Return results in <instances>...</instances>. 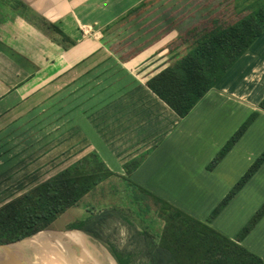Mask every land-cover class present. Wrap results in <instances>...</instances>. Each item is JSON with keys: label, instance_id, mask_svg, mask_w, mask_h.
<instances>
[{"label": "crops", "instance_id": "1", "mask_svg": "<svg viewBox=\"0 0 264 264\" xmlns=\"http://www.w3.org/2000/svg\"><path fill=\"white\" fill-rule=\"evenodd\" d=\"M127 8L122 0H0V131L41 106L44 99L32 101L46 90L53 95L66 87V128L57 127L51 133L49 153L58 157L56 163L60 165L54 175L96 152L121 180L142 185L207 222L208 214L250 167V163L241 166L238 154L264 119V108L260 107L264 91L256 94L264 88V33L216 87L181 118L146 84L149 76L171 63L175 52L169 46L179 33L162 28L163 34L155 43L140 47L133 42L131 48H124L125 38L122 34L117 38L122 27L118 30L114 21ZM137 20L133 17L127 22ZM112 39L115 47L110 44ZM232 102L244 118L254 111L260 116L211 169L212 159L230 139V132L223 130L230 128ZM11 147H0V153H5L0 156L2 178L12 177L10 157L6 158ZM29 167L24 162L18 166L17 180L23 192L50 178L37 182L40 173L30 174L35 169L28 171ZM263 169L264 163L210 226L237 239L240 227L264 202ZM188 186L199 193L207 192L211 203L195 206L196 212L175 203L174 192L183 193ZM236 212V216H243L242 221L230 222L227 227L224 217H234ZM73 236L87 245L82 232ZM240 244L264 261V217Z\"/></svg>", "mask_w": 264, "mask_h": 264}, {"label": "trees", "instance_id": "2", "mask_svg": "<svg viewBox=\"0 0 264 264\" xmlns=\"http://www.w3.org/2000/svg\"><path fill=\"white\" fill-rule=\"evenodd\" d=\"M158 1H143L126 14L122 22L138 16ZM244 12L247 13L232 23L222 24L215 20L209 29L202 31L193 28L188 32L191 39L179 34L176 48L182 49L171 56V63L166 68L146 79L147 86L181 118H185L216 87L263 35L264 0H252L241 9V13ZM260 107L264 108V98ZM256 116L257 112L253 113L227 141L209 165L211 169L238 143ZM263 163L264 153L213 210L207 222H204L131 180H121L96 152H90L0 207V245L13 244L51 228L56 220L75 207H85L87 215L70 224L67 229L81 230L92 237L103 239L106 220L119 213L122 219L133 225L130 214L118 211L113 205V198L122 195V191L130 192L138 188L150 198L151 208L156 211L151 212L149 206L144 208L147 212L143 217L150 221H140L142 231L136 237L135 251H120L110 244L118 264H133L134 257L138 256L143 257L142 264H264L260 256L240 244L264 217V205L240 231L236 240L209 224ZM121 181H126L125 187ZM98 193L103 196L102 200H89L90 195ZM132 216L135 217L134 214ZM17 247L11 246L8 251Z\"/></svg>", "mask_w": 264, "mask_h": 264}, {"label": "rangeland", "instance_id": "3", "mask_svg": "<svg viewBox=\"0 0 264 264\" xmlns=\"http://www.w3.org/2000/svg\"><path fill=\"white\" fill-rule=\"evenodd\" d=\"M122 1H123V7L127 6L129 8H127L122 13V15H119L115 19L116 21L114 22L117 25L116 28H119L118 30H120V28L122 27V31H119L120 36L117 38L120 39L121 34L123 39L125 38L126 42L123 41V46H122L124 48H131L133 42L135 46L137 44H140V47L141 45L144 46L149 43H153V42L155 43L156 41H158V38H160V36L163 34L162 28L165 29L171 28L173 34L178 32L179 34H183L186 37V39L187 38L191 39L188 32L193 28L202 31L204 29H209L213 26L215 20H218L222 24L232 23L247 13V12L241 13V9L244 6L248 5L250 2H252V0H159L148 10L143 11L141 12V14L136 16V19H139V21L137 20L138 22L136 21L135 22L133 21L134 23L127 22L128 24L122 25L124 21L122 22L121 19L145 0H122ZM179 19L181 21H179V25H178L177 21ZM148 21H151V23L147 24ZM110 32L112 31H109L108 33ZM112 38H115V36ZM110 41H111L110 44L112 43L113 47H115L114 44L116 42L114 41V39ZM176 41L177 39L172 40L169 46L170 48H172V51H174L175 53L179 51L177 48L175 49V47H177V45L179 44V42ZM120 44L121 42L117 43V46L121 47ZM262 90L264 91V88L258 89L256 94H260ZM59 92H60L59 94L55 93L52 95L50 89L46 90V92L42 95L41 98L39 99L37 98L36 100L32 101V102H36L39 101L40 99H44L41 106L34 109H30L22 117H20L13 123L9 124L7 128L0 131V147L2 145H7V144L12 146L10 153L11 156H9L10 154L6 153L7 154L6 158L10 157L8 160L11 161L10 169H11L12 177L2 178L0 176V207L5 203L11 201L12 199L21 196L22 194L30 190L28 188L27 191L23 192V189L19 187L20 181L17 180V177L19 171L18 166L21 163L24 162L26 163V166H32V168L29 167L31 169H28V171L34 169L36 170L29 172L30 174H33L34 172H37V174L40 173L39 175H36L37 182L41 179L44 180L47 177L53 176L54 173L58 171L60 166L58 165V163H56V159L58 157L52 156L49 153V150L52 145V138H51L52 130L56 129L57 127L60 130H65L66 128L67 97H68L66 92V87L61 89ZM230 98L232 99V97ZM235 106L233 102L230 103V128L228 127L227 129L223 130L224 132L227 131V133L230 132V138L251 117V115L255 113L254 111L250 114V116H248L249 118L248 117L244 118L242 113L238 112ZM256 112H257V116L255 120H258L260 113L259 111ZM253 123L250 126H252ZM18 146H20L21 149H18ZM15 150H19V151L17 152ZM263 153H264V119H261L257 123V126H255V134H253V136L250 138V141L245 144L244 150H242L238 154V156L242 157L241 166L244 165L246 166L248 163H250L248 166L251 167L254 164V162ZM2 154L5 153H0V156ZM19 157H21V161H20L21 163L18 161ZM40 158L41 160H39ZM248 158H250L252 161L248 162ZM35 160L37 161L36 168H35L36 165L34 166ZM21 170L22 169H20V171ZM29 173L26 174L28 175ZM240 179L238 180V182L240 181ZM263 179H264V169H263V173H261V180ZM121 183L123 184L124 187L126 186V181H121ZM136 185L146 190H149L142 185L139 184ZM234 186L232 187V189L234 188ZM26 187H28V184L26 185ZM164 187L169 188L170 186H164ZM173 187L174 186H171L172 190ZM177 187L182 188V186H177ZM121 189H123V187ZM232 189L230 190V192L232 191ZM149 191L152 192L151 190ZM20 192L23 193L20 194ZM152 193L157 195L154 192ZM174 193H176L174 196V199H176L175 203L178 202L179 204L185 205L186 207H190L194 212H196L195 206L197 205L202 206L211 203L209 201L208 193L196 192V190H194V186H188V188L185 189V192L183 193L178 190H176V192ZM90 196L92 197L93 195ZM91 197L89 198V200H93L94 202H96V199L102 200L103 196L98 193L93 196L94 198ZM113 200H115L113 205H115L118 208V211L130 214V219L131 222H133V225L132 226L129 225V223H127L124 219H122L121 216H119L120 214L119 213L117 214L118 216H114L106 220L103 239H97L95 237L88 235L86 232L85 233L82 232V235H84V237L86 238L85 243H87V245L83 246L80 243H76V245L80 246V248L83 250L81 255H85L86 253L87 255H89L92 264H94L95 261L99 264H118L111 252L110 244L116 246L120 251H135L137 246L136 237L138 233L142 231V225L140 224V221L143 219L147 222L150 221L147 217H143L145 216L144 215L145 212H147L144 208L147 209V207L149 206L151 212L156 211V209L151 208L152 202L150 198L146 196L144 193H141L138 188L134 190H130V192L122 191V195H118L116 196V198L114 197ZM169 203L180 208L178 204H174L172 202ZM141 205H143L142 209L140 208ZM263 205L264 202L263 204H261L260 208ZM129 210L131 211L129 212ZM212 212L208 214L209 216H207L208 217L207 220L210 218ZM238 213L239 212H236L234 217L233 215L232 216L226 215L224 217V220L227 223V227H230V222H232L233 224L235 223L238 224L242 221L243 216L241 217L236 216V214ZM133 214L135 217L132 216ZM86 215L87 213L85 207L71 208L65 214H63L58 220H56L51 228L40 231L36 233V235H38L39 233H51L54 235H59L60 238H57L59 240H53L51 241V244L57 245L59 248L63 249V252H65L66 254L68 249H70L66 245L65 242L66 238H69L73 232L81 234V232L76 230L74 231L68 230L67 227L73 222L82 219ZM254 215L255 213L249 218V220H247L243 224V226L240 227V229L238 230V234L249 223V221L253 218ZM235 217L237 218L236 222H235ZM30 239L31 238H27L24 241L13 243V245L11 246L12 247L23 246ZM20 252L22 253L25 252L28 255L30 261H34L33 257L35 258L38 257V255L36 254L35 255L37 257L33 256V251L30 249L29 246H26L24 248L21 247ZM70 253L74 257L76 256V254L72 250L70 251ZM48 255L50 256V258L54 257L51 251L48 252ZM142 258L139 256L134 257L135 260L133 264H142V262L144 261Z\"/></svg>", "mask_w": 264, "mask_h": 264}, {"label": "bare ground", "instance_id": "4", "mask_svg": "<svg viewBox=\"0 0 264 264\" xmlns=\"http://www.w3.org/2000/svg\"><path fill=\"white\" fill-rule=\"evenodd\" d=\"M73 235L74 232L70 235V237L72 236L71 238L69 237L65 240L67 247L70 248L68 249L66 254L65 252H63V249L59 248L57 245L51 244V241L59 240L57 238H60L59 235H54L51 233H43L38 236H34L30 240H28L25 245L18 246L11 252H20L21 247L24 248L26 246H29L33 251V256L38 255V257L36 256L37 258L33 257V264H92L87 253L81 256L76 255L77 257L71 255V249L75 246H78L76 245V243H80L83 246L85 245L82 241L77 240ZM78 247L80 248V246ZM49 251L53 253L54 257L50 258V256L48 255Z\"/></svg>", "mask_w": 264, "mask_h": 264}, {"label": "water", "instance_id": "5", "mask_svg": "<svg viewBox=\"0 0 264 264\" xmlns=\"http://www.w3.org/2000/svg\"><path fill=\"white\" fill-rule=\"evenodd\" d=\"M76 231L84 232L81 230H76ZM35 235L36 234L31 235L27 238H32ZM27 238L22 239L20 241H24ZM11 245L13 244L0 245V264H33V262L29 260V257L25 252L22 253V252L8 251V248L11 247ZM74 248L78 251V256H81L79 254L80 248L78 246H75Z\"/></svg>", "mask_w": 264, "mask_h": 264}, {"label": "flooded vegetation", "instance_id": "6", "mask_svg": "<svg viewBox=\"0 0 264 264\" xmlns=\"http://www.w3.org/2000/svg\"><path fill=\"white\" fill-rule=\"evenodd\" d=\"M90 236H91V235H90ZM71 250H72L76 255H78V251H77L75 248H72ZM82 252H83V250L80 249L79 254L81 255Z\"/></svg>", "mask_w": 264, "mask_h": 264}]
</instances>
